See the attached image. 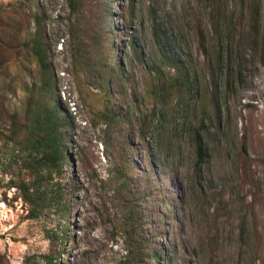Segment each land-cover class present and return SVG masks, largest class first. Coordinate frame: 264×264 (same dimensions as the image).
Segmentation results:
<instances>
[{"label": "rangeland", "instance_id": "374dc122", "mask_svg": "<svg viewBox=\"0 0 264 264\" xmlns=\"http://www.w3.org/2000/svg\"><path fill=\"white\" fill-rule=\"evenodd\" d=\"M94 2V16L107 15L104 31L117 30L122 59L115 125L102 118L109 100L95 67L74 65L69 0H0L12 46L0 67L7 111L23 110L26 84L38 77L16 38L37 13L73 119L63 203L37 219L7 187L11 155L0 138V264H38L45 254L60 264H116L130 210L149 248L161 247L160 264H264V0L248 2L245 36L242 0Z\"/></svg>", "mask_w": 264, "mask_h": 264}, {"label": "trees", "instance_id": "16d2710c", "mask_svg": "<svg viewBox=\"0 0 264 264\" xmlns=\"http://www.w3.org/2000/svg\"><path fill=\"white\" fill-rule=\"evenodd\" d=\"M94 1L97 0H69L70 13L75 18L70 27L72 56L76 68L84 65L90 69L95 67L96 81L108 97V110L111 111L105 112L102 118L107 124L115 125L123 117L114 112L111 92L113 86L121 81L122 59L118 57L117 45L111 38L116 35L117 30L111 26L110 31H104L101 23L107 19V15L98 19L94 16ZM249 1L242 0L240 26L243 36L247 33L244 21ZM32 20L34 28L27 36L20 39L17 35L16 38L20 42V48L35 59L38 77L31 85L26 84L27 98L22 111L9 113L0 96V138L5 141L4 146L10 150L11 155L9 171L4 172L11 174L7 187L15 188L29 207L28 218L37 219L44 211L52 210L55 204L63 203L65 193L60 186V179L64 164L70 156L73 119L58 94L57 78L50 56L51 45L43 28L44 19L35 13ZM0 25L5 33L0 34L1 67L3 55L12 46L9 44V24H2L0 20ZM88 51L91 55L95 54V66L90 65L91 60L85 57ZM239 76L242 81L241 68ZM201 149L200 147V151ZM200 155L202 156V152ZM134 213L130 210L126 220V254L116 264L162 263L164 256L161 247L149 248V237L142 218ZM53 235L59 245L64 242L57 234ZM37 263L60 264V259L53 254H45Z\"/></svg>", "mask_w": 264, "mask_h": 264}, {"label": "built area", "instance_id": "2783aa9c", "mask_svg": "<svg viewBox=\"0 0 264 264\" xmlns=\"http://www.w3.org/2000/svg\"><path fill=\"white\" fill-rule=\"evenodd\" d=\"M65 94L63 93V96H64ZM64 99V101H69V100H66V95L63 97ZM70 102V101H69ZM70 105L72 106L71 107V110L73 111V114L75 115V116H77V115H79V109H80V106H79V103L78 102H76V101H74L72 104L70 103Z\"/></svg>", "mask_w": 264, "mask_h": 264}]
</instances>
